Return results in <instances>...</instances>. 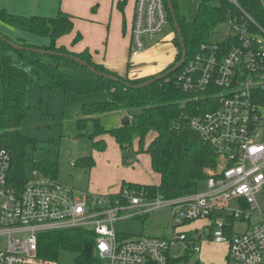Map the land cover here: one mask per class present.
Wrapping results in <instances>:
<instances>
[{
  "label": "built area",
  "instance_id": "1",
  "mask_svg": "<svg viewBox=\"0 0 264 264\" xmlns=\"http://www.w3.org/2000/svg\"><path fill=\"white\" fill-rule=\"evenodd\" d=\"M228 1L237 14L226 21L227 39L200 44L170 79L186 95L180 107L190 109L184 115L190 128L218 158L202 186L171 199L133 188L76 196L37 164L23 183H11V159L0 151V264H56L40 255V236L67 229L95 234L99 263L189 264L199 251L193 233L200 234L175 229L194 221H203L215 242L228 243L226 264H264V0H258L260 20ZM167 24L164 0H136L130 55L144 52L145 38ZM125 118L132 120L128 113ZM163 208L171 211L170 238L127 240L114 228ZM236 223L248 226L234 233Z\"/></svg>",
  "mask_w": 264,
  "mask_h": 264
},
{
  "label": "trees",
  "instance_id": "2",
  "mask_svg": "<svg viewBox=\"0 0 264 264\" xmlns=\"http://www.w3.org/2000/svg\"><path fill=\"white\" fill-rule=\"evenodd\" d=\"M164 2L168 24L174 29L166 0ZM236 2L251 17L261 19V6L258 0H236ZM172 4L188 57L197 51L200 44L207 42V36L212 27L226 22L232 15L237 14L236 7L228 0H202L199 2L195 21L186 22L177 12V0H172ZM0 22L50 39L49 46L38 47L26 41H13L1 33L5 39L18 46L73 55L87 62L98 72L119 79L112 81L95 77L93 80L82 81L64 77L57 68L61 57L40 56L33 52L17 50L0 39L2 50L0 57V151H5L11 159V183L14 181L23 183L26 178L23 163L26 147L32 140L28 135L23 134L19 127L31 108L30 91L39 82L41 73L47 74L51 86L60 87L67 92L76 94L96 90L108 92L110 98L108 102L84 105V117L78 121L79 129L85 128L84 122L92 119L90 117L94 114L113 109L123 111L128 109L132 112V120L128 125H120L109 130L101 127L96 120L92 119L95 122L94 133L98 136L109 135L115 140L123 163L126 162L124 156L126 149L131 147L133 141L136 140L137 153H146L149 156L151 168L159 177L157 186L128 183L123 184L121 188H133L144 191L148 195H161L167 199L177 198L196 192L209 176V171L218 165V158L190 128L188 119L184 118L185 113H190V109L180 107V102L186 98V95L170 81L176 72L149 86L134 89L133 85L144 83L154 77L142 81H131L92 62L84 54H73L64 46L56 45L59 38L69 34L73 29L72 17L68 14L60 13L55 18L38 16L27 18L0 9ZM77 40H79L78 35L74 42ZM180 58L181 52L177 62ZM44 59H48V62L46 63ZM168 79L169 82H167ZM94 146L103 149L104 142L99 139L94 142ZM77 164L91 168L94 161L89 156L73 163V165ZM38 167L52 173V176L56 178L57 170L54 166L41 163ZM39 246L40 255L48 259H57L58 250L65 249L77 254L76 264H99L95 251V234L90 231L67 229L53 234H44L40 236Z\"/></svg>",
  "mask_w": 264,
  "mask_h": 264
},
{
  "label": "rangeland",
  "instance_id": "3",
  "mask_svg": "<svg viewBox=\"0 0 264 264\" xmlns=\"http://www.w3.org/2000/svg\"><path fill=\"white\" fill-rule=\"evenodd\" d=\"M198 5L199 0H177V12L186 22H193L197 18ZM6 26L0 28V33L13 41L16 40L12 34L16 33L18 36L24 35V37L38 39L31 33H22L11 26H8L10 29L6 31L4 29L7 28ZM228 33L226 22L218 23L209 30L207 42L221 43L227 39ZM178 45L174 29L167 24L159 34L145 38L144 52L147 50V54L137 60L138 64H132L130 73L133 72L132 76L140 77L149 75L156 77L162 74L167 67L169 69L177 63ZM44 60L48 62V59ZM57 68L64 77L82 81L97 77L87 68L66 58L58 60ZM109 100V94L104 90L76 94L64 91L60 87H53L47 74L41 73L39 82L30 91L31 108L19 127L20 131L32 140L26 147L23 163L25 176L28 178L31 176L35 164L44 163L54 166L57 170V181L72 187L76 196L114 194L123 184L128 183L143 186L159 185V177L151 168L149 156L146 153H137L136 140L126 149L124 153L126 162L123 163L115 140L109 135L98 136L94 133L95 122L92 119L109 130L121 125L125 113L132 116L131 111L113 109L94 114L90 117L92 119L84 122L85 128L79 129L78 121L84 117V105H98ZM99 139L104 142L103 149L94 146V142ZM89 156L94 161L91 168L72 164ZM49 174L52 173L49 172ZM253 223L252 220L250 224ZM203 225V221H194L175 229L176 232H187L196 228L197 233L201 235L196 238L197 234L193 233L195 245L199 251L195 253V256L187 258V262L195 264L198 258L199 264H226L228 243L215 242L211 237L209 238L210 231L208 228L203 229ZM247 226L248 223H236L233 231L241 233ZM114 228L117 234L123 235L127 240H135L143 236L170 238L173 234L171 211L170 208L151 211L137 218L119 221L114 224ZM0 240L5 239L1 237ZM177 254H184V252L179 249ZM76 257L77 254L73 251L58 250L56 264H76ZM99 264H106V262L102 261Z\"/></svg>",
  "mask_w": 264,
  "mask_h": 264
},
{
  "label": "crops",
  "instance_id": "4",
  "mask_svg": "<svg viewBox=\"0 0 264 264\" xmlns=\"http://www.w3.org/2000/svg\"><path fill=\"white\" fill-rule=\"evenodd\" d=\"M135 1L0 0V9H5L8 13L27 18L32 16L55 18L60 13L70 15L73 29L69 34L56 41L57 46H64L73 54H84L92 62L97 63L110 72L117 73L121 77L131 81H142L153 76H132L133 72L130 73L132 64H138L137 60L147 54L146 50L136 57L130 55V37ZM5 25L0 22V28ZM8 26L10 25L4 28L6 31L10 29ZM12 35L16 41H26V43L33 46L50 45V39L47 37H40V39L37 36L39 40H35L30 37H24V35L18 36L17 33ZM77 35L79 40L74 42ZM177 50L180 53L179 45Z\"/></svg>",
  "mask_w": 264,
  "mask_h": 264
},
{
  "label": "water",
  "instance_id": "5",
  "mask_svg": "<svg viewBox=\"0 0 264 264\" xmlns=\"http://www.w3.org/2000/svg\"><path fill=\"white\" fill-rule=\"evenodd\" d=\"M166 2H167V5H168V9H169L171 18L173 20V27H174V31H175V34H176V40H177V42L179 44V48H180V52H181V58L178 61V63H176L173 67H171L169 70L165 71L164 73H162V74H160V75H158V76H156V77L152 78L151 80L146 81L144 83H141V84H138V85H133L132 88H134V89H140V88H144L146 86H149L150 84H152L154 82H157V81H160L164 77H166L167 75L175 72L180 67V65L184 62L185 57L187 55L185 43H184V40L182 38V34H181V30H180L179 24L177 22V18H176L174 6L172 4V0H166ZM0 39L4 40L5 42H7L14 49L25 50L27 52H33V53H36V54H38L40 56H57V57H61V58H66V59L72 60L75 63L87 68L91 73H93L97 77H102V78L109 79V80H112V81H118L119 80L118 78H116L114 76H110V75L98 72L92 66H90L87 62H85V61L81 60L80 58L75 57L73 55L60 53V52H54V51H50V50H43V49H39V48L21 47V46H18L16 44H14L13 42L5 39L4 36L1 33H0ZM127 85L129 86V84H127ZM129 123L130 122H129V120L127 118H123L122 121H121V126L128 125Z\"/></svg>",
  "mask_w": 264,
  "mask_h": 264
},
{
  "label": "flooded vegetation",
  "instance_id": "6",
  "mask_svg": "<svg viewBox=\"0 0 264 264\" xmlns=\"http://www.w3.org/2000/svg\"><path fill=\"white\" fill-rule=\"evenodd\" d=\"M178 63V62H177Z\"/></svg>",
  "mask_w": 264,
  "mask_h": 264
}]
</instances>
